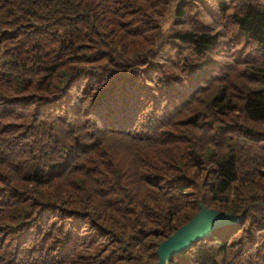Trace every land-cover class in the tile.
Listing matches in <instances>:
<instances>
[{
  "label": "trees",
  "instance_id": "obj_1",
  "mask_svg": "<svg viewBox=\"0 0 264 264\" xmlns=\"http://www.w3.org/2000/svg\"><path fill=\"white\" fill-rule=\"evenodd\" d=\"M202 1L0 0V264H156L200 201L169 264H264V6Z\"/></svg>",
  "mask_w": 264,
  "mask_h": 264
},
{
  "label": "water",
  "instance_id": "obj_2",
  "mask_svg": "<svg viewBox=\"0 0 264 264\" xmlns=\"http://www.w3.org/2000/svg\"><path fill=\"white\" fill-rule=\"evenodd\" d=\"M242 217V213L235 215L228 211L207 208L200 201L196 215L159 243L157 264H169L173 255L186 250L195 240L207 237L215 228L236 223Z\"/></svg>",
  "mask_w": 264,
  "mask_h": 264
},
{
  "label": "rangeland",
  "instance_id": "obj_3",
  "mask_svg": "<svg viewBox=\"0 0 264 264\" xmlns=\"http://www.w3.org/2000/svg\"><path fill=\"white\" fill-rule=\"evenodd\" d=\"M169 1H170V0H165V2H166L165 4H167ZM208 2H209V0H205V2L202 1V4L199 3V5H200V7L202 8L204 5L209 4ZM253 2H258L259 4H261L262 6H264V0H253ZM161 5H163V4H161ZM22 21H23V20H22V18H21V20H17V21H15L14 23L9 24V26H10L11 28H18V27L21 25V22H22ZM160 22H161V24H163V25H164V24L167 25V24H169V19L161 20ZM4 27H5V26H4ZM4 27H3V28H4ZM21 35H22V32L19 31L18 34H17L15 37H13V38H8V39H1V38H0V85L3 86V82H5L7 88L10 86V82H9V80L6 79V71L9 69V64H10V61H8L7 58H8V56L10 55L11 50L15 47L14 43H16V42L21 38ZM54 36H56V35H54ZM114 36H115V35H114ZM115 37H116V36H115ZM56 38H57V37H56ZM57 40H58V38H57ZM56 48H57V47H56ZM239 51H240L239 53H242V52H243L242 49H240ZM99 75H100V78H101V72H99ZM116 75H117V74L109 75L110 77H109V79H108V85L106 86L107 89H108V86L110 85V83H113L115 79H118V78H115ZM121 80H122V79H121ZM142 80H143L142 78H141V79H140V78H137V81H139V82H142ZM221 87H222V86H220V85H216V86L214 87V89H213L211 92H209V94H210V93H215V92L218 91ZM108 97H109L108 92H107V91H104V92L101 93V95H100L99 98H100V99H106V98H108ZM109 100H110L111 102L113 101V100L111 99V97L109 98ZM149 109H153V107L150 106ZM154 111H155V110H154ZM154 111H153V112H154ZM143 114H145V113H143ZM10 179H11V178H10ZM85 231L87 232V230H85ZM0 258H1L2 263H4V262H6V260H7L8 257H4V255L1 253Z\"/></svg>",
  "mask_w": 264,
  "mask_h": 264
}]
</instances>
